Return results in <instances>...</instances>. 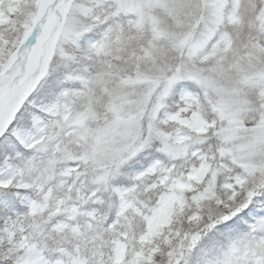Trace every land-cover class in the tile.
Wrapping results in <instances>:
<instances>
[{
	"label": "snow or ice",
	"instance_id": "6c2138e0",
	"mask_svg": "<svg viewBox=\"0 0 264 264\" xmlns=\"http://www.w3.org/2000/svg\"><path fill=\"white\" fill-rule=\"evenodd\" d=\"M0 264H264V0H0Z\"/></svg>",
	"mask_w": 264,
	"mask_h": 264
}]
</instances>
